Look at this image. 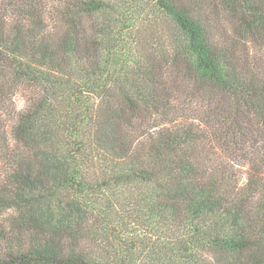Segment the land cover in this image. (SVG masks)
Masks as SVG:
<instances>
[{
	"label": "trees",
	"instance_id": "trees-1",
	"mask_svg": "<svg viewBox=\"0 0 264 264\" xmlns=\"http://www.w3.org/2000/svg\"><path fill=\"white\" fill-rule=\"evenodd\" d=\"M0 264H264V0H0Z\"/></svg>",
	"mask_w": 264,
	"mask_h": 264
},
{
	"label": "rangeland",
	"instance_id": "rangeland-1",
	"mask_svg": "<svg viewBox=\"0 0 264 264\" xmlns=\"http://www.w3.org/2000/svg\"><path fill=\"white\" fill-rule=\"evenodd\" d=\"M243 176V181L246 179V176L245 175H242Z\"/></svg>",
	"mask_w": 264,
	"mask_h": 264
}]
</instances>
